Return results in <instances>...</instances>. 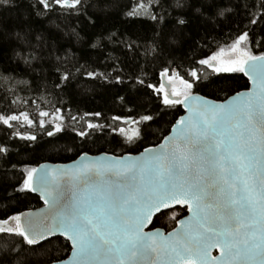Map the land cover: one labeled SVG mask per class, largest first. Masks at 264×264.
I'll return each instance as SVG.
<instances>
[{"label": "snow or ice", "instance_id": "obj_1", "mask_svg": "<svg viewBox=\"0 0 264 264\" xmlns=\"http://www.w3.org/2000/svg\"><path fill=\"white\" fill-rule=\"evenodd\" d=\"M149 7L0 0V264H264V0Z\"/></svg>", "mask_w": 264, "mask_h": 264}, {"label": "trees", "instance_id": "obj_2", "mask_svg": "<svg viewBox=\"0 0 264 264\" xmlns=\"http://www.w3.org/2000/svg\"><path fill=\"white\" fill-rule=\"evenodd\" d=\"M155 0H122V3L127 6L128 10V15H136V16H144L146 13H149L151 11L149 5L154 3ZM137 27L139 25L137 24ZM227 35L226 34H221L220 36L217 37L216 43L211 44L210 46H202V51L198 53L200 57L203 56H211L213 52H217L219 48L225 47V42L227 41ZM218 45V46H217ZM240 83H243V81H240ZM8 87L5 83H0V89ZM223 97V93H213L212 98L215 99L217 97ZM33 99H36L33 97ZM22 106V105H21ZM71 114L77 116V122L75 123V126L77 129H79L84 122H87L89 120H94L93 117L86 116L85 112H90L99 109H103V97H97L96 100H90V99H85L77 104L71 105ZM77 109H79V113L77 114ZM39 106L36 105V111H39ZM44 110L52 111L51 108H45ZM106 111V110H105ZM118 111V109H113V113ZM113 113H108L106 111V115L109 120H111V116ZM68 114V108H65V115ZM53 115H59L58 113L53 112ZM51 119V117H50ZM131 127V126H129ZM71 133H68L64 136V140L68 141L71 143L70 140ZM115 146V141L111 140L110 137H104L96 141L94 145H89V147L92 148V153L91 154H98L97 149L100 151H109L112 147ZM78 150V149H77ZM65 154H61L59 156H50L48 154H37L35 159H34V164L38 165L43 162H52V163H65L68 161H71L70 159H65L64 158ZM75 158V157H73ZM40 206L38 198H34L31 200V202L28 205V210L35 209ZM170 220L167 221V224H164V228H167L166 226L170 225L169 223ZM163 221L157 222L156 227H160L161 223Z\"/></svg>", "mask_w": 264, "mask_h": 264}, {"label": "water", "instance_id": "obj_3", "mask_svg": "<svg viewBox=\"0 0 264 264\" xmlns=\"http://www.w3.org/2000/svg\"><path fill=\"white\" fill-rule=\"evenodd\" d=\"M172 143L174 144L175 141H173ZM98 154H92V155H98ZM70 163H71V161H68V162H65V163L43 162V163H40V164H46V165H48V166L51 167V166H57V165H62V164H70ZM68 175L70 176L71 174L69 173ZM59 181H60V178L57 179V183H59ZM65 183H71V181L70 180H66ZM156 199H157L156 196L155 195H152L151 200H148L147 201V203L149 204L150 207H153L154 208V205L156 203ZM39 203H40V206L37 207V208H35V209H32V211H35L37 209H40V208L44 207L43 204L40 201H39ZM39 224H40L41 227H51L52 226V214L51 213H47V214L41 216L39 218ZM165 232H167V231H165ZM210 254H211V256H217L218 257L219 256V251L217 249L213 248L211 250V253Z\"/></svg>", "mask_w": 264, "mask_h": 264}, {"label": "flooded vegetation", "instance_id": "obj_4", "mask_svg": "<svg viewBox=\"0 0 264 264\" xmlns=\"http://www.w3.org/2000/svg\"><path fill=\"white\" fill-rule=\"evenodd\" d=\"M170 225L172 224V221L170 220L169 221ZM170 225L166 226L167 228H164L165 231H169L171 228H170Z\"/></svg>", "mask_w": 264, "mask_h": 264}, {"label": "rangeland", "instance_id": "obj_5", "mask_svg": "<svg viewBox=\"0 0 264 264\" xmlns=\"http://www.w3.org/2000/svg\"><path fill=\"white\" fill-rule=\"evenodd\" d=\"M218 51H219V50H218ZM176 86H177V87H180V85L178 84V82H177Z\"/></svg>", "mask_w": 264, "mask_h": 264}]
</instances>
